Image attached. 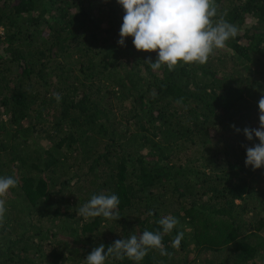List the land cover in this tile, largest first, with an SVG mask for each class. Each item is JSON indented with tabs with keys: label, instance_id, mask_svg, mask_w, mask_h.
Here are the masks:
<instances>
[{
	"label": "trees",
	"instance_id": "1",
	"mask_svg": "<svg viewBox=\"0 0 264 264\" xmlns=\"http://www.w3.org/2000/svg\"><path fill=\"white\" fill-rule=\"evenodd\" d=\"M215 3L237 36L169 72L132 37L118 44L117 0H0V176L19 180L0 264H86L167 215L171 256L140 264H264V167L245 166L259 140L243 133L264 96V0ZM101 192L119 196V220L78 215Z\"/></svg>",
	"mask_w": 264,
	"mask_h": 264
},
{
	"label": "clouds",
	"instance_id": "2",
	"mask_svg": "<svg viewBox=\"0 0 264 264\" xmlns=\"http://www.w3.org/2000/svg\"><path fill=\"white\" fill-rule=\"evenodd\" d=\"M124 10L123 23L119 31L118 44L126 46V38L132 37L136 50L156 52L155 61L145 62L153 71L166 67L169 72L184 65H204L217 50L227 47V41L237 36V28L226 21L219 20L215 0H117ZM52 96L59 102V93ZM259 127H245L243 133L249 141L258 138L259 143L246 147L245 166L253 170L264 167V96L258 101ZM232 127L240 132L235 125ZM19 185L14 176H0V225L7 212L6 200L12 188ZM120 198L117 194H93L78 208L77 213L85 220L102 216L109 220H119ZM152 214L151 212L149 213ZM158 224L161 231L144 230L140 235H131L128 239H117L105 251L100 244L85 258L86 264H105L109 255L123 260L127 257L135 264L147 255L149 250H157L161 255L171 256L167 252L163 236L171 234L179 224L172 215L161 217ZM179 232L172 241L173 248H179L183 238Z\"/></svg>",
	"mask_w": 264,
	"mask_h": 264
},
{
	"label": "rangeland",
	"instance_id": "3",
	"mask_svg": "<svg viewBox=\"0 0 264 264\" xmlns=\"http://www.w3.org/2000/svg\"><path fill=\"white\" fill-rule=\"evenodd\" d=\"M255 124L257 125V127H259V121H256ZM253 142H257V141H253Z\"/></svg>",
	"mask_w": 264,
	"mask_h": 264
}]
</instances>
